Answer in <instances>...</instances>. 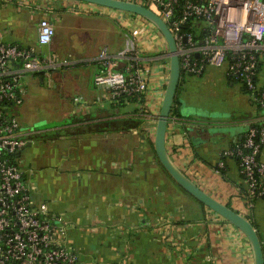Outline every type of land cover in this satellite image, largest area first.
I'll use <instances>...</instances> for the list:
<instances>
[{
	"label": "crops",
	"instance_id": "crops-1",
	"mask_svg": "<svg viewBox=\"0 0 264 264\" xmlns=\"http://www.w3.org/2000/svg\"><path fill=\"white\" fill-rule=\"evenodd\" d=\"M0 3L5 42L36 45L38 22L48 17L56 35L40 50L74 61L52 72L50 79L28 75L16 114L29 141L28 153L34 144L46 149L38 159L50 168L53 187L51 200L44 202L68 219L67 241L78 264H254L244 233L182 190L155 152L156 122L169 76L168 47L143 54L152 69L149 90L137 101L115 100L108 88L94 83L101 70L100 51L106 47L117 54L130 35L115 19L75 13L73 8L85 3L74 0ZM123 65L125 61L119 67ZM208 70L200 76L184 74L168 124L167 148L199 187L255 225L264 247V199H256L253 207L246 203L236 159L226 160V178L216 169L220 153L242 141L249 126L264 125V109L225 68L219 80L236 93L242 111L220 110L217 117L202 112L199 86L211 77ZM259 74L264 77V64ZM45 84L48 91L41 87ZM45 100L50 103L43 106L42 119L36 113ZM226 124L231 132H225ZM27 180L33 194L38 183L28 174Z\"/></svg>",
	"mask_w": 264,
	"mask_h": 264
},
{
	"label": "built area",
	"instance_id": "built-area-1",
	"mask_svg": "<svg viewBox=\"0 0 264 264\" xmlns=\"http://www.w3.org/2000/svg\"><path fill=\"white\" fill-rule=\"evenodd\" d=\"M128 1L147 7L167 24L183 74L200 76L210 67H226L228 77L241 82L253 103L264 108V77L259 74L264 64V0ZM83 3L73 8L75 13L113 18L130 33L117 54L106 47L100 51L101 70L94 76L95 85L108 88L115 100L141 98L149 90L152 74L143 54L161 53L162 45L168 47L165 37L144 17ZM55 35L56 27L48 17L38 22L36 45L8 43L0 34V264L79 262L67 241L68 219L33 197L21 157L29 141L16 114L27 93L28 75L50 79L52 72L74 63L69 57L40 50ZM263 149L264 125H251L242 141L220 153L216 166L221 173L227 159L237 160L250 207L256 199H264Z\"/></svg>",
	"mask_w": 264,
	"mask_h": 264
},
{
	"label": "water",
	"instance_id": "water-1",
	"mask_svg": "<svg viewBox=\"0 0 264 264\" xmlns=\"http://www.w3.org/2000/svg\"><path fill=\"white\" fill-rule=\"evenodd\" d=\"M106 6L116 10L132 13L144 17L153 23L165 37L168 44V57L170 60L169 76L161 109L156 122L154 148L161 165L171 175L175 182L185 189L195 199L223 217L226 221L237 227L247 237L254 258V264H264V247L258 229L244 215L229 205L219 201L201 187H199L187 174H185L171 157L167 148V130L173 105L177 96L179 85L183 79L177 46L173 34L167 24L147 7L128 0H74ZM231 126L225 127V132H231ZM224 129V128H223ZM31 144V143H30Z\"/></svg>",
	"mask_w": 264,
	"mask_h": 264
},
{
	"label": "rangeland",
	"instance_id": "rangeland-1",
	"mask_svg": "<svg viewBox=\"0 0 264 264\" xmlns=\"http://www.w3.org/2000/svg\"><path fill=\"white\" fill-rule=\"evenodd\" d=\"M42 16L46 15L40 14L39 18ZM225 68L226 67L208 68L209 73H211V77L206 80H202L200 82V86L199 84L197 85L200 88V95L198 96V98L200 99V104L203 108L202 112L206 113L208 116L217 117L219 116L218 113L220 114L219 111L225 109L228 111L230 110L231 112H235L236 114H239V112L242 111L240 106L238 105L239 100L238 98H236V93H232L230 88L225 86L224 82H221L219 80L218 75L221 74V72H223ZM41 87H43V89H45L46 91L49 90L47 84L42 85ZM234 89H238L237 84H235ZM47 95L48 94H45V96ZM48 103H50L49 100H45L43 103H41L40 107H42V109L39 113H36L39 118H45V111L43 109V106L48 105ZM221 116H223V112L221 113ZM44 120L41 122H44ZM27 148L24 150L21 157L22 164L24 169L26 170V173L28 174V178L32 180L33 183H38V188L36 192H33V197H35L38 202L50 201L53 187V180L50 176H47L50 168L42 167L38 159L42 155V152L46 151V149H44L42 146H35L34 144L32 145V147H30L31 152L28 153ZM37 191L40 193H37Z\"/></svg>",
	"mask_w": 264,
	"mask_h": 264
},
{
	"label": "trees",
	"instance_id": "trees-1",
	"mask_svg": "<svg viewBox=\"0 0 264 264\" xmlns=\"http://www.w3.org/2000/svg\"><path fill=\"white\" fill-rule=\"evenodd\" d=\"M258 79V78H257ZM259 80V79H258ZM243 88H244V90L247 92V90L245 89V87L243 86ZM124 99H125V97L124 96H121V97H119L118 98V100L119 101H124ZM139 98L136 96V97H128L127 99H125V100H133V101H137ZM173 107H174V105H173ZM260 108V107H259ZM261 109V108H260ZM264 109V108H263ZM172 113V112H171ZM256 125V124H255ZM258 125V124H257ZM164 168V167H163ZM221 174L226 178L227 176H226V174H227V170H226V168L225 169H222L221 170ZM180 186V185H179ZM181 187V186H180ZM181 189L182 190H184L187 194H189L185 189H183L182 187H181ZM190 195V194H189ZM192 196V195H191ZM193 197V196H192ZM194 198V197H193ZM197 200V199H196ZM198 201V200H197ZM199 203H201L200 201H198ZM202 204V203H201ZM203 205V204H202Z\"/></svg>",
	"mask_w": 264,
	"mask_h": 264
}]
</instances>
